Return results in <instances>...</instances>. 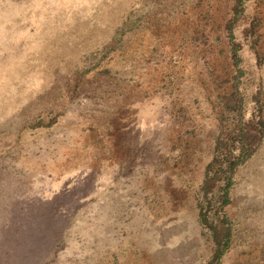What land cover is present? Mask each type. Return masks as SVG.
<instances>
[{"label":"rangeland","instance_id":"1","mask_svg":"<svg viewBox=\"0 0 264 264\" xmlns=\"http://www.w3.org/2000/svg\"><path fill=\"white\" fill-rule=\"evenodd\" d=\"M234 1L0 0V264H264V0Z\"/></svg>","mask_w":264,"mask_h":264},{"label":"trees","instance_id":"2","mask_svg":"<svg viewBox=\"0 0 264 264\" xmlns=\"http://www.w3.org/2000/svg\"><path fill=\"white\" fill-rule=\"evenodd\" d=\"M245 0H235L234 1V4H233V10H234V13L235 14H238L239 12H241L242 10V7H243V3H244ZM234 52V56H235V49L233 50ZM244 160V158L242 157V154L239 156V159H237V161H226V163H220L218 162L217 163V167L218 168H222L221 166H223L224 168V172H228L229 174L223 179L224 182H223V187H222V196L223 197V201H222V204L221 206L225 205L227 202H228V190H229V186L231 184V179H230V174L231 172L233 171V169L235 168V166L239 163H241L242 161ZM216 162V157H214V160L211 161L209 164H208V167H207V170H206V174H208V172H210V167H212V165ZM214 168V167H213ZM222 168V169H223ZM212 171V169H211ZM216 171V170H214ZM220 206V207H221ZM221 212L220 210H217L216 213H219ZM206 212H202L200 210V221L202 223L206 222ZM227 242H226V238H225V242L224 243H220L218 242L217 245H216V249H215V253H214V257L215 258H218L220 257V255L222 254V252L224 251L225 249V246H226Z\"/></svg>","mask_w":264,"mask_h":264}]
</instances>
